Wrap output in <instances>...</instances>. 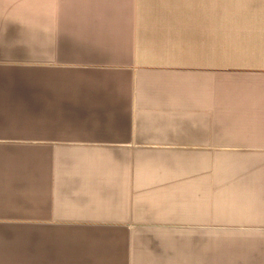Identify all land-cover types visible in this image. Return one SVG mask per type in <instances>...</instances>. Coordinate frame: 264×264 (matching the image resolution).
<instances>
[{
	"label": "crops",
	"instance_id": "obj_1",
	"mask_svg": "<svg viewBox=\"0 0 264 264\" xmlns=\"http://www.w3.org/2000/svg\"><path fill=\"white\" fill-rule=\"evenodd\" d=\"M258 9H264L259 0L241 5L226 0H0V68L77 74L80 111L126 119L109 128L115 135L111 144L207 149V132L264 134V84L248 88L241 80L207 72L227 68L207 66V53H264L239 50L226 28L235 12L250 16ZM36 53L44 62L9 61ZM48 164L0 161V231L52 230L37 221L84 208L98 212L94 219H151L168 229H207V222L165 218L201 213L164 207L165 198L186 189V183L199 189L181 177L186 171L178 163L100 165L99 174L86 171L82 177L54 180ZM71 186L78 189L76 195L68 191ZM145 201L153 207L140 206ZM94 225L133 231L117 222Z\"/></svg>",
	"mask_w": 264,
	"mask_h": 264
},
{
	"label": "trees",
	"instance_id": "obj_2",
	"mask_svg": "<svg viewBox=\"0 0 264 264\" xmlns=\"http://www.w3.org/2000/svg\"><path fill=\"white\" fill-rule=\"evenodd\" d=\"M77 78V74L67 76L62 71L43 68H0V137L73 140L115 137L109 128L123 125L126 119L80 111L76 105L81 94L80 87L76 86ZM65 83L69 86H63ZM88 92L91 89L85 94ZM66 99L71 102L66 103ZM32 146L20 141H0V150ZM69 147L72 146L58 149ZM139 157L156 159L152 155ZM1 158L2 155L0 161ZM8 158L12 161L30 160L25 155ZM175 159L178 161L166 162L174 165L197 162L189 161L190 155ZM216 164L223 163L218 161ZM182 171L186 172H182L181 177L195 181L200 185L198 188L202 186V182H198L201 174L195 170ZM207 178L212 177L208 175ZM211 180L203 183V192L225 193L224 207L227 209L213 213L198 207H207V198L192 196L193 190L187 187L166 197L164 207L193 209L201 213L165 218L178 223L214 221L218 223L217 227L191 229L183 234L177 233L181 229L165 230L169 231L166 233L143 228L126 231L124 236L107 226H93L84 231H0V260L18 259V264H264V230L243 231L226 226L241 217L262 216L258 223L264 222L261 220L264 218V166L233 175V179L224 185L218 183L214 186ZM68 191L76 195L78 189L71 186ZM140 206L150 208L153 203L145 201Z\"/></svg>",
	"mask_w": 264,
	"mask_h": 264
},
{
	"label": "rangeland",
	"instance_id": "obj_3",
	"mask_svg": "<svg viewBox=\"0 0 264 264\" xmlns=\"http://www.w3.org/2000/svg\"><path fill=\"white\" fill-rule=\"evenodd\" d=\"M251 45L255 46H245L238 49H244L243 51H264V39L259 38V33H257V38ZM12 58L13 59H10L9 61L27 63L44 62L43 55L38 53L30 55H13ZM211 64L227 65L226 69L207 68V72H213L215 77L219 75L226 76L227 78L238 79L243 81L244 86H248V88L251 87L252 83L264 84L263 52H238L227 54L207 53V66H210ZM215 128L216 127L210 126L209 129L213 130ZM0 141H20L25 144H32V147H27L24 149H1V161H12L8 157H15L19 155H25L26 157H29V161H50L51 164H48L46 167L51 166L50 168L53 175V180L58 179L59 175H62V177L66 178H75L79 176L82 177L86 171H94L96 174H99L98 172L100 170H104L97 167L100 165H167V162L164 161H175V158H180L181 155H190L191 159L189 161L197 162L186 165L180 164V169H178L195 170L197 174H201L202 178H199L200 181L198 182H202V186L199 189L194 190L192 196H201L204 199L207 198V207H198H203L207 211H211L213 213H218L227 209L224 207V204L227 201L226 194H223L222 192H213V194H210L209 191H207V194H205V192H203V183H206L212 179L211 182H213L214 186L218 183L224 185V183L233 179V175L244 173L254 167L264 166V134L260 136H253L244 133L218 134L207 132V149H131L125 148L130 146L111 144V138H83L79 140H73L70 138L30 139L0 137ZM61 146L72 147L66 148L64 150L58 149V147ZM139 155H152L156 157V159L153 157H139ZM218 161H222L223 164L217 165L216 163H218ZM203 175H206V177H203ZM208 175H210L212 178L208 179ZM81 180L82 178L79 181ZM240 182L237 181L236 183ZM186 184L188 187H191L194 182H189ZM150 192L152 195L157 194L156 191ZM162 193L166 192L159 190L158 194ZM210 200L212 204L210 203ZM94 214H98V212L88 208H84L82 210H67L64 213L43 217L41 221L39 220L37 222L50 224L52 225V230L58 231H84L87 230V228L97 226L94 224H107L112 222H117V224L120 223L123 225L121 228L131 229L133 231H136L139 228H149L151 232H158V230H162L159 232H166L165 230H169L168 228H171L170 226L158 227V223H160L159 220L131 218L124 222L123 220L117 219H103L108 217L94 219L96 218L93 216ZM261 217L262 216L253 218L251 216L247 219H243L241 217L240 220H236L235 223L226 226L230 228H237L243 231L254 230L253 232H260L261 230H264V222H260L262 224L258 223ZM261 220L264 221V218ZM143 223H148L150 225L144 227ZM217 224V222L208 221L207 229L217 227ZM112 231H115L121 236L127 234L126 230L113 229ZM183 232L189 231L184 229L177 233L183 234Z\"/></svg>",
	"mask_w": 264,
	"mask_h": 264
},
{
	"label": "clouds",
	"instance_id": "obj_4",
	"mask_svg": "<svg viewBox=\"0 0 264 264\" xmlns=\"http://www.w3.org/2000/svg\"><path fill=\"white\" fill-rule=\"evenodd\" d=\"M227 3L241 5L248 0H226ZM264 5V0H259ZM228 39L237 47L251 45L257 38L264 39V9H258L250 16H244L239 11L226 20Z\"/></svg>",
	"mask_w": 264,
	"mask_h": 264
},
{
	"label": "bare ground",
	"instance_id": "obj_5",
	"mask_svg": "<svg viewBox=\"0 0 264 264\" xmlns=\"http://www.w3.org/2000/svg\"><path fill=\"white\" fill-rule=\"evenodd\" d=\"M96 212V211H95Z\"/></svg>",
	"mask_w": 264,
	"mask_h": 264
}]
</instances>
